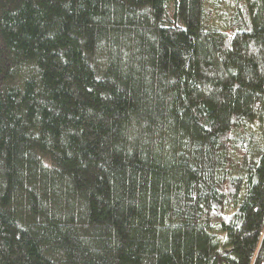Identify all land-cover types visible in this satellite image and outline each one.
Instances as JSON below:
<instances>
[{
	"label": "trees",
	"instance_id": "trees-1",
	"mask_svg": "<svg viewBox=\"0 0 264 264\" xmlns=\"http://www.w3.org/2000/svg\"><path fill=\"white\" fill-rule=\"evenodd\" d=\"M0 264H264V0H0Z\"/></svg>",
	"mask_w": 264,
	"mask_h": 264
}]
</instances>
